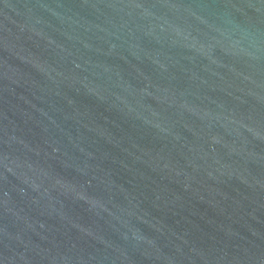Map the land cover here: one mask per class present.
Wrapping results in <instances>:
<instances>
[{
    "label": "water",
    "instance_id": "1",
    "mask_svg": "<svg viewBox=\"0 0 264 264\" xmlns=\"http://www.w3.org/2000/svg\"><path fill=\"white\" fill-rule=\"evenodd\" d=\"M0 264H264V0H0Z\"/></svg>",
    "mask_w": 264,
    "mask_h": 264
}]
</instances>
